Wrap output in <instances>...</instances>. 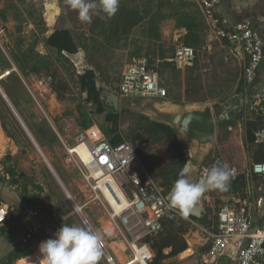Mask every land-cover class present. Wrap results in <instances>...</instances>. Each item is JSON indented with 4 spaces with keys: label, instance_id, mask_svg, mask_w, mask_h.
<instances>
[{
    "label": "rangeland",
    "instance_id": "374dc122",
    "mask_svg": "<svg viewBox=\"0 0 264 264\" xmlns=\"http://www.w3.org/2000/svg\"><path fill=\"white\" fill-rule=\"evenodd\" d=\"M181 1L195 3L198 7L196 0H120L119 8L138 6L147 12L152 11L151 14H155L160 3L162 6L152 21L145 19L132 29L126 39L117 40L110 37L107 29L103 31V18L93 16L91 23L81 22L78 12L70 8L66 0H0V74L11 67V60L15 66L25 69L29 76L24 77L27 87L18 85L13 77L0 81V92L5 90L11 99L6 102L0 95V164L6 171L13 170V176L6 179L4 185L19 205L37 208L41 218L49 224L60 227L62 223L69 222V225L81 226L82 214L103 235L118 258L122 256L125 239H142L143 232L123 227L117 219L119 228L115 226L103 203L83 177L77 155L69 152L84 133L80 109H84L95 124L102 123L104 119V114L94 113V107L85 101L86 94L79 88L78 76L83 70H93L104 113H119L117 131L122 140L140 151L141 161L148 172L165 188L166 177H172L176 167L168 144L162 135L145 130L149 127L148 121L127 105L131 99L120 100L115 109L106 100L107 92L115 93L124 66L131 58L145 57L167 90L165 98H154L153 101L180 108L202 106L204 103L211 106L215 123L213 146L207 148L197 161V171L189 170L186 178L197 182L203 176V167L210 169L216 165L214 158L221 157L228 165L234 164L238 168L245 182L242 184L238 179L233 183L231 180L226 191L205 192L192 212L194 218L177 214L173 220L174 228L186 230L182 236L191 252L196 253L197 250L200 253L206 249L208 243L202 240V228L214 221L215 213L226 196L231 191L246 192L248 185L256 187L258 184L247 173L250 159H255L258 153L257 145L246 142L243 115L230 123L232 131L216 119L220 105L235 95L237 81L243 75V61L229 52L206 23L200 32L201 43L193 45L197 49L195 61L183 68L168 61L175 46L184 43L182 33L175 41L178 29L174 27V20L166 17ZM47 7L55 8V17L51 21L44 16ZM56 15L61 16L79 46L73 55H59L50 48H47L48 54L43 51L46 49L44 39L47 31L53 30ZM153 25L157 27L154 31ZM77 53L81 54V59L76 58ZM33 68L38 69V74L32 71ZM50 85L57 88L59 96ZM139 100L141 103L145 101ZM174 131L189 158L184 137L176 128ZM137 132L143 134L141 143L131 139ZM218 140L222 141V149L217 146ZM259 183L264 188V180H259ZM234 186L239 189L235 190ZM167 192L169 194L170 190ZM76 207L81 208L80 214ZM259 213L256 212V217ZM39 244L32 254L38 255ZM169 251L167 248L164 252ZM181 253L183 251L165 259L162 264H177L182 258ZM32 258L29 256L20 264H30ZM99 264H102L101 260Z\"/></svg>",
    "mask_w": 264,
    "mask_h": 264
},
{
    "label": "built area",
    "instance_id": "2783aa9c",
    "mask_svg": "<svg viewBox=\"0 0 264 264\" xmlns=\"http://www.w3.org/2000/svg\"><path fill=\"white\" fill-rule=\"evenodd\" d=\"M196 1L211 32L225 43L235 58L243 61V103L233 104L240 93L235 94L229 102L220 105L216 119L220 123L229 122L227 129L232 131L230 123L237 117L239 109L243 108L245 130L248 121L259 124L253 131V144L261 145V153L264 155V88L250 95L246 88L253 81L258 65L264 62V43L248 21H233L219 13L222 0ZM177 37L179 34L174 37L175 41ZM257 56L261 57L259 61L255 59ZM196 58V48L179 43L168 61L183 68L192 64ZM116 94L120 100L162 99L166 97L167 90L145 57H133L120 75ZM78 144H82L88 153L85 162L77 155L83 177L94 195L103 203L116 227L119 228L117 219L123 227L141 230L143 238L156 237L163 231L168 220L177 217V210L168 205L165 186L148 172L141 161L140 151L130 142L122 141L113 145L98 127L90 126L81 134ZM250 160L247 173L251 180L257 181V186L248 185V190L243 193L231 191L218 207L214 221L203 228L208 243L206 250L197 258L192 254L181 258L177 264H220L221 260L226 264H264V227L254 226L255 206H260L264 200V188L259 183V180H264V157ZM214 163L227 164L221 157L214 158ZM228 166L233 171L231 180H238V168L234 164ZM207 169L203 167V175ZM5 175L6 170L0 164V178ZM75 209L80 214L81 208ZM13 212L12 207L0 203V236L9 235L13 229ZM19 213L26 219V226L18 242L20 248L34 240L52 238L59 228L58 225L45 222L37 208L24 207ZM80 222L81 225L87 222L85 226L97 231L82 214ZM103 239L102 264H150L154 256L148 243H140L142 239L135 238L131 241L125 239L122 257L118 258Z\"/></svg>",
    "mask_w": 264,
    "mask_h": 264
},
{
    "label": "trees",
    "instance_id": "16d2710c",
    "mask_svg": "<svg viewBox=\"0 0 264 264\" xmlns=\"http://www.w3.org/2000/svg\"><path fill=\"white\" fill-rule=\"evenodd\" d=\"M162 6V3L159 4V8L156 9L155 14H151V12H147L144 9H140L138 6H132V7H121L118 9V13H116L112 18L110 19H103L102 26L103 31H106L109 33L110 37L116 38L117 40L126 39L132 29L144 21L145 19H149L152 21V17L157 15L158 11H160V7ZM185 7H190V9H186ZM174 10V11H173ZM171 12L167 14L166 17L172 18L174 20V27L176 29H184L186 33L183 35V42L186 45H198L201 43L200 38V32L205 27V22L202 18L201 11L198 9L197 5L195 3H189L186 1H181L179 5L175 6ZM151 14V15H150ZM60 15H56V18L53 22V32L49 35H47L44 39V44L46 46V54L47 48L53 49L57 54L64 55L63 53L73 55L78 51L79 46L74 41L71 31L68 27H66L63 23V21L60 18ZM160 17V14H159ZM107 26V28H106ZM152 30L154 31L155 28H157L155 25H153ZM252 28V27H251ZM253 30V29H252ZM156 38H159L156 34ZM194 47V46H193ZM148 63H150V60H148ZM261 64V63H260ZM23 75L26 76V71L23 68H20ZM258 69V68H257ZM255 70V74L256 71ZM32 71L35 74H38V69L33 68ZM78 84L81 92L86 94L85 101L88 104H91L94 107V113L95 114H104V119L102 123L96 124L100 131L103 133L105 137L108 138L109 142L113 145L122 142V138L120 134L117 131V121L119 119V113L117 112H106L104 113V103L100 97V91L98 90L95 82V75L92 69H85L82 71V73L78 76ZM51 90L59 96V92L57 88L53 85H50ZM244 88V82L243 79H239L238 88L235 90V94H239L242 92ZM247 91L248 95H250L253 91L258 90L260 88H264L262 86H257V80L254 79L253 81L247 85ZM81 113V126L83 130H86L89 128V126L92 124L91 118L87 114V112L84 109H80ZM243 113V108L239 109V112L237 114V117L241 116ZM140 118L146 119L148 121L149 127L145 129L147 132L152 131L155 134H160L163 137V140L168 144L172 154H173V160L175 162V169L172 177H166V193L167 191L171 190L173 186V182H175L180 175V172L182 168L184 167V164L187 161V155L186 152L178 140L175 131L170 126H167L162 123H158L155 121L150 120L148 117H146L143 114H140ZM229 122H223L220 123L222 125H227ZM258 123L255 121H248L246 124V142L253 143L254 142V133L253 131L257 129ZM131 139L135 142L141 143L143 141V134L141 132H137L131 136ZM222 141H217V146L222 149ZM256 152L258 153V156L255 157V159H263L264 155L262 152V146H257ZM13 176V170L8 169L6 171V175L4 178H0V201H7V204L10 207H13L15 210L22 211L24 207L19 205L17 199L9 192V196L2 197L1 190L4 187V182L6 179ZM239 182L244 184L245 180L244 177H239ZM234 183L235 181L232 180ZM7 189L6 185L4 187ZM235 190H238L239 188L237 186H234ZM169 195V194H168ZM191 218H194V214H189ZM16 218L24 219L25 226H26V219L21 215H16ZM168 227L164 225L163 231L157 235L156 237H144L142 240H140V243L146 242L150 246L151 250L154 253V256L152 258V261L150 264H162V261L165 259L176 256L180 252L184 251L187 247L186 241L183 238V234L186 233L185 229L180 228L179 230H176L174 228V221L168 220ZM69 222H67L68 224ZM166 224V223H165ZM24 226V228H25ZM23 228V229H24ZM13 231V230H11ZM12 232H10L11 234ZM48 239V237H44L41 240L38 239V241H32L25 245L23 248H19L15 252H11L8 255V264H11L14 260L30 256L33 252L31 248L34 244H39L40 242ZM169 248L170 251L168 253H165V249ZM40 257L37 254H33L32 257Z\"/></svg>",
    "mask_w": 264,
    "mask_h": 264
},
{
    "label": "clouds",
    "instance_id": "9594fccd",
    "mask_svg": "<svg viewBox=\"0 0 264 264\" xmlns=\"http://www.w3.org/2000/svg\"><path fill=\"white\" fill-rule=\"evenodd\" d=\"M66 3L78 12L81 22L91 23L93 16L112 18L119 9L120 0H66ZM255 59L259 61L261 57ZM188 171L189 164L185 163L168 195L169 207L185 217L195 210L205 192L226 191L233 178V171L227 164L213 165L197 182L186 178ZM86 223L81 226L62 223L52 238L40 242L43 264H99L104 239L98 231L85 226Z\"/></svg>",
    "mask_w": 264,
    "mask_h": 264
},
{
    "label": "crops",
    "instance_id": "0c3cea01",
    "mask_svg": "<svg viewBox=\"0 0 264 264\" xmlns=\"http://www.w3.org/2000/svg\"><path fill=\"white\" fill-rule=\"evenodd\" d=\"M197 4H198V2H197ZM198 9L200 10L199 4H198ZM218 11L221 15L227 16L233 21H248L250 26L252 27L253 31L259 35V37L261 38V40L264 43V0H222L220 6L218 8ZM201 15H202V13H201ZM202 18H203V16H202ZM50 31H51V33L53 32V30H50ZM176 31L178 32L179 36L181 33H182V35H184L186 33V31L182 28H180ZM47 35H49V34H47ZM43 51H46V49H43ZM9 63H10L11 67L0 74V81H6L7 79H10L13 77V78L17 79L16 81H17L18 85L21 84L22 86L27 87L28 84H27L25 78H29V76L28 77H27V75L24 76L21 69L19 67L15 66L11 60L9 61ZM261 63L262 64L261 65L259 64V66L257 67L258 69H257L256 74H255V79L257 80V86L264 87V62H261ZM124 68H125V66H124ZM31 84H33V83L31 82ZM10 94H11V92H10ZM115 94H116V91H115ZM0 95L6 102H9V100H11V99H9L10 95L5 90L1 91ZM10 102H12V101H10ZM107 102L112 105L110 100H108ZM129 105L130 106H136V105L132 104V101L129 103ZM90 126L98 127L94 122H92V124ZM4 187H5V185H4ZM4 187L1 190V193L3 194L2 195L3 198L6 196H9V192H10L8 189H5ZM0 203L2 205L9 206L7 204V201H5V200L0 201ZM263 204H264V200L261 202L260 206H258V207L255 206V209H254V213H255V224H254V226L255 227H264V205ZM13 210H14V212H13L14 218L13 219L15 222L14 227L12 229L13 231H11L12 233L11 234L9 233V235L0 236V264H8V255L11 252H15L20 248L18 242H19L20 235L22 234V232L24 230L23 228L25 226V221H24V219L22 220L20 218L19 219L16 218L17 217L16 215L20 211L15 210L14 208H13ZM256 212H258V213L260 212L261 214L259 213V216L256 217ZM202 230H203V228H202ZM202 240L206 241V235L205 234L202 237ZM37 247H38V245L34 244L33 247L31 248L32 252H34L37 249ZM192 252H193L192 255L193 256L195 255L196 258L199 256L200 253H202V252L199 253L197 250H195L196 253H194V251H192ZM32 255L33 254H31L30 256H32ZM38 256H40L39 253H38ZM27 257H29V256H27ZM27 257H23V258L14 260L11 264H20L22 262L24 263V260ZM121 257H119V258H121ZM39 258H41V257L34 256L31 259L30 264H38V263L43 264V260H39ZM220 264H226V262L224 260H221Z\"/></svg>",
    "mask_w": 264,
    "mask_h": 264
},
{
    "label": "water",
    "instance_id": "95a60500",
    "mask_svg": "<svg viewBox=\"0 0 264 264\" xmlns=\"http://www.w3.org/2000/svg\"><path fill=\"white\" fill-rule=\"evenodd\" d=\"M45 18L49 21L55 17V8L47 7ZM51 31L48 30L47 34ZM77 59H81V54L77 53ZM239 81H237L238 87ZM145 101L140 102L139 99H133L132 104L136 106H130L137 112L149 117L152 121L165 124L176 130L184 137L188 146L189 158L186 163L189 164V170L192 172L197 171V161L201 159L203 152L213 146L215 138V123L212 115L211 106L208 103L198 105L185 106L183 108L166 105L165 106L157 101H153L154 98H143ZM106 100H110L113 108H117L120 99L117 94L113 92H107ZM239 102L243 103L242 93L239 94L237 99L233 100V104ZM201 177H199L200 179ZM192 252L188 255L190 256ZM188 256L182 257L186 258ZM181 259V258H180Z\"/></svg>",
    "mask_w": 264,
    "mask_h": 264
},
{
    "label": "bare ground",
    "instance_id": "6f19581e",
    "mask_svg": "<svg viewBox=\"0 0 264 264\" xmlns=\"http://www.w3.org/2000/svg\"><path fill=\"white\" fill-rule=\"evenodd\" d=\"M69 152L72 154L74 153L76 155H79L80 160H82L84 162L86 161L87 156H88L87 150L85 149V147L82 144H77L76 146L70 148ZM190 248H191V246H190ZM190 253H191V249H187V250L183 251V253H181V256L185 257V256H188ZM39 260H40V258H39Z\"/></svg>",
    "mask_w": 264,
    "mask_h": 264
}]
</instances>
